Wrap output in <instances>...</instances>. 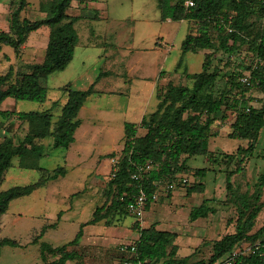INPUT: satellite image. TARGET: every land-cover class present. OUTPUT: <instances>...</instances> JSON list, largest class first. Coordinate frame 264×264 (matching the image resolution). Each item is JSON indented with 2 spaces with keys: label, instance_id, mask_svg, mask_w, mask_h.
<instances>
[{
  "label": "trees",
  "instance_id": "16d2710c",
  "mask_svg": "<svg viewBox=\"0 0 264 264\" xmlns=\"http://www.w3.org/2000/svg\"><path fill=\"white\" fill-rule=\"evenodd\" d=\"M8 29L0 27V54L4 47L13 49L17 59L21 58L23 46L31 33L48 27L49 40L42 63L25 64L0 75V106L7 100L17 102L28 101L45 103L48 99L46 81L50 75L63 72L73 61L75 49L79 42L75 28L80 17L69 15L68 9L74 1L84 3V0H40L39 10L46 17L32 21L23 17L28 6L27 0H14ZM162 20L174 22L188 21L190 32L181 45L182 54L196 53L198 50L212 51L204 57L202 72L190 74L185 70V77L191 81L190 86L176 85L169 81L158 88L157 109L146 116L140 124L126 123V135H135L138 128L146 130L143 137L127 138L123 149L112 153L109 158L116 159L111 175L106 182L105 203L98 207L92 218L81 226L76 238L61 247L54 248L48 243H40V257L46 264H67L80 260L77 251H68L69 246H75L83 236V228L87 225L104 223L112 224L115 215L127 214L126 206L132 201L142 186L149 194L158 187L157 182H178L185 175L204 179L210 168L196 169L190 172L188 160L202 156L207 163L214 164L216 154L211 150V139L217 136L213 132L216 122L223 123L229 114L235 113L236 118L228 134L230 139H241L247 142V147H240L232 153H225L224 164L228 167L235 161L236 171L226 172L227 199L236 207L237 217L234 231L214 242L203 241L201 246H211V256L208 259L194 261L195 252L179 260L176 235L160 231L155 225L139 228V239L135 242L137 251L127 253L130 258L126 262L132 264H226L233 258L237 247L242 243H250V253L240 252L233 264H264V225L254 232L260 210L264 207L262 190L264 188V173L258 178L254 193H241L240 187H234L232 178L243 171L240 164L253 156L264 128V97L254 99L250 89L239 81L242 72H249L250 79L256 84V90L264 95V4L260 0H195L196 6L185 7L186 0H157ZM235 12L233 32H227L225 25L220 24L222 17ZM226 24V22H225ZM216 33L214 42L212 33ZM248 46L250 56L243 57L237 65L239 73L222 75L213 66L216 55L226 56L228 64L232 58L240 54V46ZM246 59V60H245ZM183 58L178 62L179 69ZM240 76V77H239ZM67 94V102L63 106L56 122L53 121L52 110L31 112L2 111L1 117L10 119L16 116L27 124V133L23 140L16 141L14 136L6 135L0 143V220L7 213L12 201L29 196L48 181L64 176L66 170L59 167L56 170L42 171L38 162L45 152V147L38 144L45 138H53L56 149H68L75 141V132L81 125L80 111L87 99L94 94L90 87L79 91L68 84L60 89ZM259 103L258 106L252 104ZM59 105L54 102L53 107ZM6 129V127H5ZM14 158H18L19 167L43 172L37 183L27 186L13 187L3 190L7 172L13 167ZM159 165L143 181L132 179L137 166L146 162ZM185 187L181 183L178 187ZM205 185L199 182L187 191L188 195L205 190ZM211 200H205L202 205L192 209L191 221L215 213L210 207ZM151 205H148L146 210ZM44 232V230L42 231ZM43 233L33 240L39 243ZM5 246H19L18 242L9 238L0 240V256ZM199 250V247L196 251ZM126 255V253L124 254Z\"/></svg>",
  "mask_w": 264,
  "mask_h": 264
},
{
  "label": "rangeland",
  "instance_id": "374dc122",
  "mask_svg": "<svg viewBox=\"0 0 264 264\" xmlns=\"http://www.w3.org/2000/svg\"><path fill=\"white\" fill-rule=\"evenodd\" d=\"M27 1L29 4L23 12V17H26L32 21L38 20V18L41 19L43 15L39 13L40 10L39 6L37 5L38 1L40 0ZM78 2L79 1H75L73 3L78 4ZM14 6V0H0L1 28L6 30L8 29L9 23H7V21L10 18V14ZM110 8L111 20L109 21V23L113 27V31L116 32L117 36L113 39V41H110L111 43L107 41L109 44H115V47H110L109 49L107 48V50L113 52L114 59L109 62L97 58V62L95 63V60L92 57V61H86V67L84 69L85 73L80 79V84H85V81L88 82L92 79L98 80L100 78L99 80H101L103 78L102 73L105 72V70H107V68L110 67L112 63L117 64L116 66H114V70L123 73L126 65V60H128L126 58L127 52L125 51L124 46H130L136 49L134 50L135 52L133 53L131 59L133 62H136V64H138V73L142 71L141 65H144L145 67L146 61L149 59V53H147L149 43L148 41H146V37L151 32L152 28L146 27V25L151 24V26L156 27V22H154L156 13H158L156 0H112ZM69 11L71 13V9ZM165 25L167 29L165 31L170 30V27L173 31L176 30V27H181L182 29L181 31H178L176 35H174L173 33L170 34L171 42L172 40H174L173 44L177 45V49L167 60L165 64V71L170 75L169 79L173 81L174 84L190 86L191 81H189L185 77L184 72L185 70L192 74L202 72L204 52L187 53L183 57L182 66L179 69L177 68L175 70V64L180 59V57H178V47L182 38L186 34L188 24L185 22H183L182 24L173 22L171 24L165 23ZM43 31L40 32V34L38 33L40 37L42 36V34L44 35ZM33 35L34 34H31L30 38L33 37ZM212 36L214 42H217L215 32L214 34L212 33ZM42 37L43 40H45L44 36ZM132 39L133 41L131 42ZM141 39L142 42L140 41ZM42 48L45 52L46 45ZM4 50L6 53H10L15 58L12 48L6 47L4 48ZM239 52L240 54L238 53L232 58L233 62L231 64L227 63V57L222 55V53L217 54L211 68H218L219 70H221L222 75H225L229 72H236L240 75L241 71L240 69H237V65L241 60L244 59L243 57L247 59V57L250 56V53L247 45L240 46ZM92 53L95 54V52ZM79 59L80 58L76 60L75 67L76 65H78L79 69L81 70V64H78ZM24 60L25 59L20 58L18 61L15 60L14 62H12L13 64H10L11 60L8 58V56L5 54H1L0 75L7 72L9 67L11 66L17 69L21 65V62H24ZM122 62L124 65L122 64ZM245 73H247V71L242 72V75ZM60 75L61 74L56 73L54 76L49 77L46 81L45 85L48 88V101L46 105L44 103H35L28 101L17 102L13 99H7L0 106V113L2 111L41 112L42 110L49 108L53 101H57L62 97L64 98L65 94L59 89V85L64 84L62 83L64 81L57 79ZM67 78L68 75L66 74L62 76L63 80H66ZM140 81L141 80L135 81L132 93L131 91L128 92L127 96L122 97V95L118 96V94H113L109 97L108 95H103L106 97V99L99 102L100 105H102V107H100V110H94V114H84V116H82L83 119H87L89 117L92 118L93 115L95 118L101 117L107 121V127H109L110 132L106 137L107 139H105L104 143L101 144L102 147L112 148L116 146V148H121V139L123 137V120H135V118L140 114L143 105L145 93L143 94L142 92L143 86H145V84H143V82L140 84ZM120 88L122 87L118 86L116 90H119ZM85 90H88L86 85H84L83 87V91ZM255 91L257 92V96L253 98L256 100L261 99L258 97L259 92L257 90H254L253 93ZM252 104L255 106L259 105V103H257L256 101H253ZM105 105H109V107H106ZM153 110H156L155 107ZM59 114L60 111L58 110L54 112V120L58 119ZM235 118L236 114L231 112L225 122H216L213 126V132H215L217 136H214L211 139V150L216 154V158L219 162L216 161L214 164L207 163V160L202 156H196L188 160V166L191 169L189 170V173L195 172V170L198 168H210V171L207 172L204 180L191 177L190 184L187 187H177L174 190L177 194V197L170 209L166 210L165 206L161 207V203H158L157 205L155 204L156 206L153 205L150 211H147L144 216V221L146 223L152 225L155 224L159 230L167 231L171 230V228L173 227L175 231L178 232V244L181 247L178 257L179 260L186 258L194 252L196 254L193 258L194 261L200 259H208L211 256V246H201L203 241L214 242L215 240L220 239L226 234L234 231L237 211L233 203L226 202L228 195L226 172L236 171L238 164L235 161L227 167L224 164L223 160L225 159V153H232L238 150L240 147H247V142H245L244 140H241L239 138H228V134L231 131V124L234 123ZM96 124V128H102L105 126L103 122L97 121ZM25 125L26 123L19 120L16 116H11L10 119L6 120L0 115V138H3L6 135H10L14 136V138H16V141L22 140L25 137L28 129V127H26ZM85 125L86 127H91V124L87 121ZM52 141V138L46 139L45 150L48 153L51 152V154L47 158H42V160L40 161L41 167L52 169L64 166V160L62 156L64 150L58 149L56 151L52 149V146L51 148H49L48 144ZM97 151L100 152L101 150L93 149V151H90V154L93 155L92 159H90L91 164L86 165L87 168H85L91 173H94L90 169L92 168V163H94L95 157H97L98 155ZM102 152L104 151L102 150ZM13 163L14 165L10 169V174L3 184L4 190H9L13 187L18 186H27L38 180V178L41 176L40 172L37 170H25L19 168L17 158L13 160ZM240 166L243 171L240 173H236L232 178L234 187L239 186L241 193H254L258 191L256 188V184L260 175L264 173V128L261 132L260 139L253 156L245 159L244 162L240 164ZM101 168L105 172L109 171L110 165L108 157H105L102 160ZM74 169L78 170V168ZM74 177L75 176L72 175L73 179L59 181L60 184L58 186L51 188L50 193L57 194L59 192L62 196L61 198L56 199L53 202L48 201L47 205L36 207L37 211L45 212L48 219H53L54 222H57V215L60 211L62 216H64L63 218L71 217L73 220H75L74 216H76V213L79 212V209H77V203L80 201L84 202V214L78 215V222L75 221V223L60 224L57 230L52 229L49 235L45 236L42 239L45 242L55 244V246L65 244L66 242L73 239L76 236L77 232L80 230V225L78 224L82 221L84 222L86 219H90L94 209L96 207L102 206L106 201L104 193L106 182L108 181V179L103 180V182H101L98 187L93 188L91 186V182L83 181L82 177L76 180V178ZM94 177L95 174H92L91 179H94ZM201 181H204V183L206 184L204 187L205 190L203 192L197 191L191 195L186 194L190 187H192L193 185H198ZM77 192H79L80 194L76 195ZM66 194H68L70 197L72 196V203L74 207L73 210L69 211L70 205L69 201H67L66 199ZM205 200H211L210 207H214L215 213H211L206 217L204 216L195 221H191L192 209L202 205ZM30 201L31 198L29 197H24L14 201L11 204L9 211L0 220V239L9 238L18 242L19 244V246H5L2 248L0 264H46L39 258V246L32 243L35 239L36 231L40 232L39 228L40 226L44 225L45 221L36 219L33 216L32 212L35 207ZM262 201H264V188L262 190ZM165 205H167L166 202ZM118 215H120L121 217L129 216L127 214ZM263 225L264 207L259 212L254 232L259 230ZM114 227H116V225ZM90 228L91 231H98L100 226H91ZM113 229V231H124V228L122 227ZM54 235H56V237L58 238L56 241L58 243H55V241H53L52 236ZM134 238L135 237L127 238V244L125 245H131L132 243H134ZM118 242H121V239H117V241H115L116 244ZM198 247L199 250L196 251ZM250 251V243L245 242L237 247L235 253L239 254L240 252H242L244 254H248L250 253ZM83 255L87 264H124L126 262V259L130 258V255H124L120 252V245L113 248H102L101 251L97 253H93L92 247L89 246L83 250Z\"/></svg>",
  "mask_w": 264,
  "mask_h": 264
},
{
  "label": "crops",
  "instance_id": "0c3cea01",
  "mask_svg": "<svg viewBox=\"0 0 264 264\" xmlns=\"http://www.w3.org/2000/svg\"><path fill=\"white\" fill-rule=\"evenodd\" d=\"M111 2H112V0H84V3H81L79 1L78 4H74L72 2L70 8L68 9L69 15H72L75 17H80L78 22L75 25V28H76V30L78 32V36H79V42L76 46L74 59L71 62V64L63 72H57V73L61 74L57 79L64 81V82H62L64 84H60L62 86L59 85V89L70 84L72 89L83 91V87H84V85H86L87 89H89L90 87L93 88L94 94H92L87 99L86 103L84 104V106L82 107V109L80 111L79 118L81 120V125L79 126V128L75 132L74 143L71 144L68 149H61V150H64L62 153L63 154L62 155L63 160H64V166H62V167L65 168L66 174L64 176H59L55 180L48 181L44 186L38 188L37 190L32 192L29 196H26V197L31 198L30 202L35 207V209L32 212L33 216L36 219H39L41 221H45L44 225L40 226V228H39L40 232L36 231L35 238H37L39 235H41V233H43V236L39 239V243L32 242L34 244H37L39 246V249H40V243H42V242L48 243V242L43 241L42 239L45 236L49 235V233L52 229L57 230V228L59 227L60 224L75 223V221L78 222V220H79L78 215L84 214V204H83L84 202L80 201L81 203L80 202L77 203V205H78L77 209H79L78 210L79 212L76 213V216H74L75 220H73L71 217L70 218H66V217L63 218L64 216H62L61 211H60L59 214L57 215L58 216L57 222H54L53 219L52 220L48 219L47 214L45 212L37 211L36 207L47 205L48 201L53 202L56 199L61 198L62 196L59 192L57 194H52V193H50V190H51V188L58 186L60 184L59 181L73 179L72 175L75 176L74 178H76V180H78L80 177H82L83 181L91 182V186L93 188L98 187L100 185V183L103 182V180H107L113 171L112 159L109 158V155L112 153L120 152L123 149L124 143H125L127 138H133L134 136L135 137H143L146 134L145 129L138 128L135 135L127 136L126 130H125V124L126 123H132V124L138 125L142 122V120L146 116L153 113L154 107H155V109H157V105H158V99H157L158 88L165 86L166 81H167V83L169 81H171L169 79L170 75L168 73H166V71H165V64H166L167 60L169 59V57L171 56V54L173 52H175V50L177 49V45L173 44L174 40H172V42H171L170 34L173 33L174 35H176V33L178 31H181L182 29H181V27H176V30L173 31L172 28L170 27V30L165 31V30H167L165 27L166 26L165 23L171 24L174 21L162 20L161 13H160V10L158 8V1L156 0L157 12H158V13H156V16L154 19V22H156V27L151 26V24L146 25V27L152 28L151 32L146 37V41H148V43H149L148 52H147V53H149V55H148L149 59L146 61L145 67H144V65H141V69H142V71L140 70L141 74L138 73V69H139V67H137L138 64H136V62H133L131 59L133 53L135 52L134 50H136V49H134L133 47H130V46H124V49L127 52L126 58L128 60H126V65H125L123 73H121L120 71L114 70V66H116L117 64L112 63V65L110 67H108L107 70H105V72L102 73L103 78L101 80H99L100 78L98 80L92 79V80H89L88 82L85 81V84H83V83L80 84V81H81L80 79L83 76V74L85 73L84 69L86 67V61H92V57L94 58L95 63L97 62V58L102 59V60H106L109 62L114 59L113 58V56H114L113 52H110V50H107V48L109 49L110 47L111 48L115 47V44H109L107 41H109V42L111 40L113 41V39L117 36L116 32L113 31L114 30L113 27L109 23V21L111 20V16H110ZM39 4H40V1H38L37 5L39 6ZM70 9H71V13L69 11ZM39 13L43 15V17L41 19H44L46 17V15L44 13H42V12H39ZM41 19L38 18V20H41ZM104 22H107V23H104ZM183 22L187 23L188 26H187L186 34L182 38V40L179 44V47H178L179 48L178 57H180L179 61L186 55V54L185 55L182 54L181 45H182V42L184 41V39L186 38V36L190 32V23L188 21H179L176 23L182 24ZM104 24H106V25H104ZM42 31L44 32V35L42 33L41 34H42V36H44L45 40H43V37L42 36L40 37V35H39L40 32H42ZM31 34H34V35H33V37L30 38ZM31 34L28 38L29 41L27 40V42L23 46L21 59H25L23 62L25 64L42 63V61L44 59V55H45V52H44L42 47L46 45V48H47V44H48V40H49V29H48V27L44 26L40 30L33 32ZM132 41H133V39L131 40V42ZM140 41L142 42V39ZM4 48H6V47H4ZM4 48L1 52V54L2 55L5 54L8 56V58L11 60L10 64L12 62H14L15 60L16 61L19 60V59H17L15 53H14V56H15V58H14L10 53H6ZM92 52H95V54ZM200 52H204L203 53L204 57L206 54L211 53V51H209V50H202V49L198 50L196 53H200ZM78 58H80L78 64L79 63L81 64V67H82L81 70L79 69L78 65H76V67H75L76 60ZM178 62L175 64V70L177 69ZM122 64H123V62H122ZM55 74L56 73L50 75L49 77L54 76ZM63 74L68 75V78L66 80L62 79V76H64ZM190 74H192V73H190ZM136 80H141L140 84L142 82H143V84H145V86H143V92H142L143 94L145 93V96H144L143 105H142L140 114L133 121H127L125 119L123 120V122H122L123 137L121 139V141H122L121 148H116V146L112 147V148L102 147L101 144L104 143L105 139H107L106 137H107L108 133L110 132L109 127H107V121L101 117L95 118L93 115H92V118L89 117L87 119H83L82 116H84V114L85 115L94 114V110H100V107H102V105H100L99 102L106 99V97L103 95H108L110 97L113 94L114 95L118 94V96L122 95V97H123V96H127V93L130 91L132 93L134 83ZM118 86L122 87V88H120L119 90H116ZM116 92H118V93H116ZM256 93H257L256 91L254 93L252 92V97H256L257 96ZM258 97L263 98L264 95L259 93ZM47 101H48V99H47ZM47 101L44 103L45 105L47 104ZM54 102H59V105L56 106L55 108L53 107ZM66 102H67V94L64 95V98L62 97L61 99H59L57 101H53L52 104L49 106V108L42 110V111L52 110V113L54 114V112L56 110H58L61 113V110H62V108ZM129 104H130V102H129ZM105 106L109 107V105H105ZM59 115H58V117H59ZM53 121L56 122L57 120L53 119ZM86 121L91 124V127H86V125H85ZM97 121L103 122L105 124V126L102 128H96V126H97L96 122ZM25 126L27 127V124ZM7 134H9V133H7ZM49 138H51V137H49ZM46 139L47 138H45L41 141H37V142H38V144L43 145L45 147L46 146ZM2 140H3V138H0V143L2 142ZM15 140H16V138H15ZM52 140H53V138H52ZM53 143H54V140L48 144V147L51 148V146H52V149L57 151L58 149L54 148ZM93 149H99L101 151L100 152L97 151L98 155H97V157H95L94 163H92V168L90 169L94 173H91L89 170H86L85 168H87L86 165L91 164L90 159H92L93 155L90 154V151H93ZM102 150L104 152H102ZM50 154H51V152L48 153L45 150L43 156L40 158V160L38 162V166L42 171L52 172V171L57 169V168H52V169L51 168H45V167L40 166V161L42 160V158H44V157L47 158L50 156ZM105 157H108L109 165H110V169L107 172H105L101 168L102 160ZM18 167H19V164H18ZM74 168H78V170H75ZM198 169H200V168H198ZM37 171L40 172L41 176L38 178V180H36L33 183H37L43 175L42 171H40V170H37ZM89 173H91V174H89ZM9 174H10V170L6 174L5 181L7 180ZM92 174H95L94 179H91ZM190 175H191V173L189 174V179L192 177ZM202 182L204 183V181H201V183ZM204 185H206V184L204 183ZM187 186H185V187H187ZM185 187L181 186V188H185ZM2 189H3V185H2ZM174 193H175V191H172L171 193H167V194H165V193L162 194L160 196L159 200L156 203L151 204V206L146 210V212L150 211V209L153 207V205H155V204L157 205L158 203H161V207L165 206L166 210L170 209L172 207L174 201L176 200V197H177V194L176 193L174 194ZM79 194H80L79 192L76 193V195H79ZM186 194L188 195V193H186ZM66 196H67L66 199H67V201H69V205H70L69 211L73 210L74 207H73V203H72L73 202L72 196L70 197L68 194H66ZM180 196H182V195H180ZM166 197L169 199H167ZM22 198H24V197H22ZM19 199H21V198H19ZM16 200H18V199H16ZM16 200H14V201H16ZM14 201H12L11 204ZM165 202L167 203V205H165ZM11 204H10V206H11ZM97 208L98 207H96L94 209V211ZM9 209H10V207H9ZM9 209H8V211H9ZM94 211H93V213H94ZM93 213H92V215H93ZM5 215L6 214H4L2 216V218ZM91 218H92V216H91ZM90 219H88V220L86 219L84 222L83 221L80 222L78 224V225H80L79 229H81V226L83 224L87 223ZM134 223L136 224V226ZM115 225H116V227H114ZM91 226H100V228L98 229V231H91V228H90ZM150 226H152V224L146 223L144 221V219H143L142 226H140V223L134 217H131V216H126V217L122 216L121 217L120 215L114 216V219H113L112 224L110 226H107L104 223H99L96 225H87L83 228V236H82L81 240L79 241V243L75 246H69L68 247V251H74V250L77 251L81 255V259L75 260L73 262H68L67 264H87L86 260L84 259L83 250L89 246L92 247L93 253H97V252L101 251L102 248L103 249L104 248L105 249L106 248H113V247L118 246V245H120V252L122 254L130 253V252L122 251V248L123 247L127 248L129 246L135 245V242L139 239V236H140L139 232L137 230V227L143 229V228H148ZM118 227L124 228V231L123 232L122 231H113L114 230L113 228L116 229ZM155 227H156V229H158L156 225H155ZM43 230H44V232H42ZM79 231L77 232V234L79 233ZM160 231H162V230H160ZM166 232H169V233L176 235L175 244L178 246V256H177V258H178L179 253H180V248H181L180 245L178 244L179 234L177 231H175V229L173 227L171 228V230H167ZM0 233H1V231H0ZM77 234H76V236H77ZM76 236L73 239H71L70 241L66 242L65 244H60L58 246H55V244H53V243H48V244L52 245L54 248L61 247L64 245H68L69 243H71L76 238ZM129 237H135L134 238L135 242L132 243L131 245H125V244H127L126 239ZM1 239H4V238H1ZM52 239H53V241H55V243H58V242H56L58 239L56 237V235L52 236ZM117 239H121V242H118L116 244L115 241H117ZM39 258L42 261L40 256H39Z\"/></svg>",
  "mask_w": 264,
  "mask_h": 264
},
{
  "label": "built area",
  "instance_id": "2783aa9c",
  "mask_svg": "<svg viewBox=\"0 0 264 264\" xmlns=\"http://www.w3.org/2000/svg\"><path fill=\"white\" fill-rule=\"evenodd\" d=\"M260 1L264 4V0H260ZM195 6H196L195 0H186L185 7L187 9L194 8ZM235 16H236V13L231 12L225 18L222 17L220 20V24H224L227 32H229V33L233 32V24H234ZM225 22H226V24H225ZM239 81L241 82V84L248 87L250 89L251 93L254 90H256V84L251 81L250 74L248 72L243 74L239 78ZM232 124H231V126H232ZM117 163H118V161L115 158L112 159V164L114 166ZM158 169H159L158 164H155L151 161L146 162L143 165L137 166L136 171L132 175V179L135 181L141 182L146 177H148L152 171H155ZM179 183H181L184 186L189 185L190 184L189 175H187V176L184 175L182 177V179L178 182H164L162 180L157 182L158 189L152 194H149L146 191V189L141 186L139 188L138 193L135 195V197L132 199V201H130L126 206L127 215L134 217L140 223V226H142L147 206L156 203L162 194H164V193L167 194V193H171L172 191H174L178 187ZM251 249H252V247H251ZM122 251L135 253L137 251V247H136V245H132V246H129L127 248L123 247ZM237 255L238 254L234 253L233 258L228 260L226 262V264H233V261ZM124 264H132V263L131 262H125Z\"/></svg>",
  "mask_w": 264,
  "mask_h": 264
}]
</instances>
